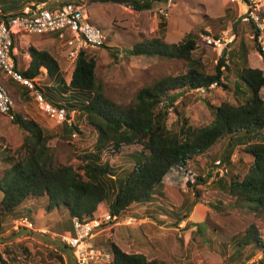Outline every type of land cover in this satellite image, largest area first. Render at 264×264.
<instances>
[{"label":"rangeland","instance_id":"obj_1","mask_svg":"<svg viewBox=\"0 0 264 264\" xmlns=\"http://www.w3.org/2000/svg\"><path fill=\"white\" fill-rule=\"evenodd\" d=\"M45 1L52 6L64 2L84 4L90 12L91 22L99 26L106 36L107 47L118 51L117 58L111 57V50L108 48L88 52L89 57L97 62V85L101 87L105 97L117 105H130L136 101L141 89L151 87L167 77L186 73L188 66L184 61L128 56V51L134 45L159 37L162 16L167 19L165 42L170 45L180 43L189 33L204 31L212 35L207 17H226V32L222 36L225 37L229 31L235 35V40L227 51L239 49L241 44H245L249 49L250 66L264 71V55H260L253 46L254 31L250 23L243 21L247 9L229 0H171L169 10L166 9L169 2L167 0L164 4L157 3L152 10L142 12L123 5L91 3V0ZM257 3L259 9L256 13L259 16L264 11V1ZM163 9H166L167 16L162 15ZM6 14L9 15L10 12L7 11ZM236 22L239 25L234 31L233 24ZM15 39L19 69L28 68L31 61L28 54L30 47L45 50L58 61L60 79L68 87L74 63L67 59L63 44L49 37L24 34L17 35ZM199 53L203 54L206 72L212 74L223 54L208 47L203 39L199 42ZM222 82L230 89L216 86L209 91L188 90L176 99L173 104L175 109L170 110L168 118L169 129L177 132L183 117H187L194 126H207L213 120L208 101L216 106L223 101L234 103L237 83L247 91L238 80L237 68L233 65H230V72H224ZM39 84L41 87L57 85L46 74L39 78ZM7 91L14 101L15 112L25 119L37 122L50 136L48 147L56 165H68L77 156L93 151L97 136L84 119H74V112L69 113V117L81 132H77L79 135L76 138L72 137L75 131L64 133L63 125L47 117L31 95L12 89ZM178 93L179 91L176 92L177 95ZM228 143V139H225L212 148L211 152L217 163L224 165ZM22 144V131L7 116L0 115V158L7 152L15 156ZM136 149L138 148L123 147L120 152H116L109 148L103 153V160L114 167L119 177H123L134 166L131 151ZM241 151L236 149L231 156L233 171L240 177L247 173L252 164V158ZM199 160L198 163L191 162L188 171H174L168 175L163 185L156 189L151 202L133 205L129 210L130 215L117 222L104 224L95 232L92 245L105 252L109 243H114L126 253L143 254L149 260L166 264H259L264 259V251L253 247L238 250L235 239L238 235L243 236L252 224H256L264 242V212L256 216L247 208H235L233 199L215 185L220 178L218 168L211 169L207 156H200ZM7 168L8 165L0 161V178ZM209 174L211 177L206 183L200 179H206ZM3 196L0 190V201ZM106 205L102 203L98 207L94 218H102L109 212ZM47 206L46 198L24 203L26 211L32 212V220L27 219L34 223L33 231L16 230L14 222L17 219L9 217L6 220L5 233L0 237V252L9 264H62L60 257L63 264H75L72 258L69 259V252L61 241V236H72L69 213L63 205L59 208L54 206V211L49 213ZM147 217L151 218L149 222L144 221Z\"/></svg>","mask_w":264,"mask_h":264},{"label":"trees","instance_id":"obj_2","mask_svg":"<svg viewBox=\"0 0 264 264\" xmlns=\"http://www.w3.org/2000/svg\"><path fill=\"white\" fill-rule=\"evenodd\" d=\"M250 1L244 0L247 4ZM43 2L46 1L0 0V6L1 12L7 15V11L17 14L28 4ZM90 2L123 5L142 12L152 10L157 3L164 4L167 0ZM258 17L264 24V11ZM206 21L214 37L219 38L226 32V17H207ZM238 25V22L233 24L234 31ZM167 26V19L162 16L159 37L134 45L128 51V56L184 61L188 66L187 71L184 75L167 77L151 87L141 89L137 93L136 101L127 106L117 105L105 97L101 87L97 85V62L87 52H82L74 62L66 88L60 79L58 61L45 50L30 47L28 54L31 61L28 68L19 69L14 41L12 56L16 70L31 80L46 74L57 83L56 87L41 88L46 101L65 108L68 113L74 112V119H84L97 138L92 152L77 156L68 165H56L48 147L50 136L37 122L25 119L12 108V123L22 131L23 144L15 156L7 152L0 158L2 163L8 165L0 178V190L4 195L0 201V237L5 233V222L9 217L32 220V212L24 208V203L32 199L46 198V210L49 213L54 211V206L59 208L63 205L70 216L69 228L72 235L73 219H93L102 203L107 204L110 215L117 222L131 214L129 210L133 205L151 202L156 189L163 185L168 175L174 171H188L191 162H200V156L210 159L211 169L218 168L211 150L225 139L229 142L224 163L227 172L216 180L215 185L233 199L235 208H247L256 216L264 212V71L250 66L249 49L241 44L239 49L228 50L225 56H221L214 72L209 74L203 64V54L199 53L201 36L209 33H189L180 43L170 45L165 42ZM251 27L255 35L253 46L261 52L257 41L261 32L253 23ZM103 48L108 47L105 45ZM108 49L111 50V57L117 58L118 51L114 48ZM230 65L237 68V78L247 91L241 89L237 83L234 103L223 101L216 106L208 101L213 117L209 125L197 127L187 117H183L179 130H170L167 124L170 110L175 109V100L188 90L209 91L214 84L230 89L222 82L224 72H230ZM0 81L9 90L23 91L24 94L31 95L29 89L12 79L0 77ZM63 131H76L81 134L77 124L72 127L64 124ZM123 147L138 149L131 151V160L134 163L132 169L119 177L114 167L103 160V153L109 148L120 152ZM236 149L252 158L247 173L241 177L234 173L231 163V156ZM210 177L209 174L206 179H200L206 183ZM178 220L181 221L180 218ZM261 234L260 228L252 224L243 236L236 237L235 246L238 250L253 247L264 251ZM65 249L72 260L71 251L67 247ZM105 252L112 257L109 264H166L149 260L143 254L126 253L114 243H109ZM59 260L64 263L61 257ZM0 263L9 264L3 259L1 252ZM259 264H264V259Z\"/></svg>","mask_w":264,"mask_h":264},{"label":"built area","instance_id":"obj_3","mask_svg":"<svg viewBox=\"0 0 264 264\" xmlns=\"http://www.w3.org/2000/svg\"><path fill=\"white\" fill-rule=\"evenodd\" d=\"M246 7L243 21L254 24L260 30L257 41L260 46V55H264V24L256 11L259 9L257 2L264 0H251L250 4L244 0H229ZM171 0L167 2V10L170 9ZM166 9L161 10L162 15L167 16ZM0 9V77L12 79L15 83L30 90L31 97L40 106L44 114L54 120L59 125L74 124L69 117L68 111L63 107H57L46 101L39 79H28L16 70V63L12 56V47L19 34L38 37H49L63 44L69 62L74 63L82 52L100 50L107 45V38L102 29L91 22V15L88 8L80 2H67L64 5H50L49 2L31 3L25 6L17 14L4 15ZM203 41L208 47L215 48L222 54L234 42L235 35L232 32L226 33L225 37L216 38L211 34L202 36ZM214 84L210 87L214 88ZM204 90V89H201ZM0 81V115L7 116L10 120L14 119L11 113L14 106L13 99ZM79 134L75 131L72 134L76 138ZM217 174L223 177L226 172L225 164L217 163ZM110 213H106L102 218L93 219H73L72 236H61V241L71 251L75 264H103L110 263L112 257L109 253L97 249L92 245L91 240L97 230L110 221H115ZM14 229H24L33 231L34 223L27 218L17 219Z\"/></svg>","mask_w":264,"mask_h":264},{"label":"crops","instance_id":"obj_4","mask_svg":"<svg viewBox=\"0 0 264 264\" xmlns=\"http://www.w3.org/2000/svg\"><path fill=\"white\" fill-rule=\"evenodd\" d=\"M27 43H29V42H27ZM27 43H26V44H27ZM34 46H36V45H34ZM30 60H31V59H30ZM131 220H132V219H131ZM149 220H151V218L147 217L144 221H145V222H149Z\"/></svg>","mask_w":264,"mask_h":264},{"label":"water","instance_id":"obj_5","mask_svg":"<svg viewBox=\"0 0 264 264\" xmlns=\"http://www.w3.org/2000/svg\"><path fill=\"white\" fill-rule=\"evenodd\" d=\"M225 54H226V51L223 53V56H225Z\"/></svg>","mask_w":264,"mask_h":264}]
</instances>
